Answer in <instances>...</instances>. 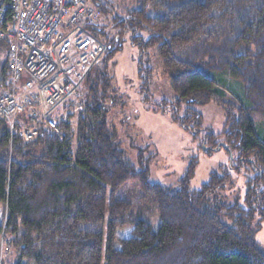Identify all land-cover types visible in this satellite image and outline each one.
I'll use <instances>...</instances> for the list:
<instances>
[{
  "label": "trees",
  "instance_id": "1",
  "mask_svg": "<svg viewBox=\"0 0 264 264\" xmlns=\"http://www.w3.org/2000/svg\"><path fill=\"white\" fill-rule=\"evenodd\" d=\"M10 1L0 0V7ZM89 1L110 14L141 53L155 49L174 98L155 102L154 110L171 113L199 150L223 148L231 168L249 172L244 206L210 197L233 183L222 166L190 189L193 158L177 186H165L149 180L141 154L136 166L119 149L105 108V70L120 45L99 31L104 69L87 75L82 95L65 104L55 118L57 132L26 142L0 122V238L13 250L6 264H264L253 225L264 219V139L253 124L264 125V0H134L126 17L111 10V2ZM139 71L142 102L149 104L152 68L140 65ZM8 77L7 43L0 40V91ZM228 78L242 85L244 102L229 94ZM210 102L225 114L218 134L193 108ZM18 119L32 121L27 114ZM128 182L157 210L156 229L127 219L130 202L118 192ZM128 222L130 235L119 237Z\"/></svg>",
  "mask_w": 264,
  "mask_h": 264
},
{
  "label": "rangeland",
  "instance_id": "2",
  "mask_svg": "<svg viewBox=\"0 0 264 264\" xmlns=\"http://www.w3.org/2000/svg\"><path fill=\"white\" fill-rule=\"evenodd\" d=\"M101 1L111 2L110 5L106 3L107 6L122 17H126L127 9L134 4V0ZM99 12L105 27L104 32L109 36H116L118 45H120V49L107 61L105 70L109 76L105 108L109 128L119 149L136 166H138V158L141 154L142 162L149 168V180L165 186H177L178 180L193 158L197 163L194 176L190 181V189L199 188L202 183L207 181L210 172L222 166L228 170L233 183L231 186L223 187L210 197L224 206L234 204L244 206L245 181L249 172L245 169L231 168L230 163L232 162L229 154L223 148L210 153L199 150L198 141L193 140V136L188 130L173 121L171 113L162 114L154 110L155 102L164 99L172 101L174 98L169 77L163 70L155 49L151 47L141 53L137 46L131 44L127 33H118V29L110 20V14H103L100 10ZM1 58L3 57L1 56ZM103 59L102 56L100 62L89 69L68 98L57 106L53 113L54 119L64 115L65 104L73 99L75 94L82 95L87 75L93 70L104 69ZM140 65L152 68V79L149 86L151 103L149 104L142 102L143 78L139 74ZM227 91L244 102L243 87L236 80L227 79ZM193 108L202 116L203 124L206 127L211 128L216 134L222 131L226 118L223 110L217 104L214 102L196 104ZM253 124L257 136L264 139V125L258 120H253ZM118 195L130 202L128 220L142 219L154 229L158 227L160 223L158 212L140 198V188L136 182L126 183L119 190ZM223 220L227 221V219ZM253 225L255 238L264 249V219L256 218ZM131 229L132 226L128 222L117 230V235L128 237ZM0 256L2 264L10 262L13 258V250L4 236L0 238Z\"/></svg>",
  "mask_w": 264,
  "mask_h": 264
},
{
  "label": "built area",
  "instance_id": "3",
  "mask_svg": "<svg viewBox=\"0 0 264 264\" xmlns=\"http://www.w3.org/2000/svg\"><path fill=\"white\" fill-rule=\"evenodd\" d=\"M101 13L89 0H11L0 7V40L7 43V87L0 91V122L29 142L58 131L53 117L105 44ZM27 114L32 121H22Z\"/></svg>",
  "mask_w": 264,
  "mask_h": 264
}]
</instances>
